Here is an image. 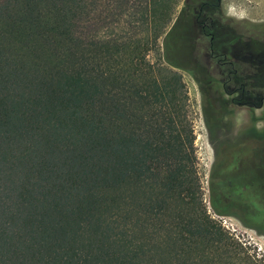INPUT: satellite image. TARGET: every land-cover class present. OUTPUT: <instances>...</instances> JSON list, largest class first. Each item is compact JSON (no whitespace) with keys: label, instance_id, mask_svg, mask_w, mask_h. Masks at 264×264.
Wrapping results in <instances>:
<instances>
[{"label":"trees","instance_id":"trees-1","mask_svg":"<svg viewBox=\"0 0 264 264\" xmlns=\"http://www.w3.org/2000/svg\"><path fill=\"white\" fill-rule=\"evenodd\" d=\"M182 1L0 0V264H264L204 204ZM231 164L209 205L245 218Z\"/></svg>","mask_w":264,"mask_h":264},{"label":"rangeland","instance_id":"rangeland-1","mask_svg":"<svg viewBox=\"0 0 264 264\" xmlns=\"http://www.w3.org/2000/svg\"><path fill=\"white\" fill-rule=\"evenodd\" d=\"M184 1L177 6L172 21L175 19L185 20L186 27L191 26L189 16L183 14ZM223 17L221 27L232 29L236 33H241L242 39L239 45L245 49L249 48L251 62L253 65L252 76L253 89L255 91V109L248 114L246 109H237L234 118V127L227 132L222 131L223 126H217L216 131L210 132L205 125L203 116V100L201 95L202 86L186 71L173 69L181 74L188 92L193 129L195 134V150L197 156V171L201 180L204 204L208 214L221 224L233 238L249 250V253L256 259L264 263V208L261 213L256 214L259 204L250 194L264 192V0H224L222 2ZM232 20V22L230 21ZM225 37H228L226 35ZM163 37L160 39V44ZM246 42V43H245ZM175 53L184 60L199 61L196 56L198 43L191 40L190 29H185V34L176 33L173 35ZM246 51V50H245ZM246 58L245 53L240 59ZM155 60V56L150 57ZM242 61H240L241 63ZM241 65V64H240ZM241 68V66H240ZM245 75L247 76V63L243 64ZM196 73V76L198 77ZM254 122L255 147L256 151L242 155L235 169L227 171L224 180H236L237 191L249 193V199L244 204L251 208L249 214L246 211L245 218L235 209H229V215H216L209 205L211 176H219L221 170L229 165L228 155L234 154L233 149L245 145L246 137L242 135L250 122ZM253 134L252 131H250ZM236 161V160H235ZM241 201H239V204ZM238 204V203H237ZM242 205V204H241ZM246 220L250 224L246 225Z\"/></svg>","mask_w":264,"mask_h":264},{"label":"flooded vegetation","instance_id":"flooded-vegetation-1","mask_svg":"<svg viewBox=\"0 0 264 264\" xmlns=\"http://www.w3.org/2000/svg\"><path fill=\"white\" fill-rule=\"evenodd\" d=\"M222 1L202 0L197 7L198 10H195L189 1L186 2L188 3L186 14L191 21V26L186 28L190 29L193 43L199 44L196 54L199 61L190 60L192 69L186 72L194 80H199L202 86L203 116L210 132L216 131L217 126H223L224 132L231 130L234 127L237 109H246L248 114H252L255 109V91L251 78L253 65L249 48L247 46L245 49L239 45V40L235 37L236 32L221 27L223 17L220 18L218 15L221 13L225 17ZM226 35L228 37H225ZM244 53L246 58L240 59ZM244 63H247V76L243 69ZM196 73H200L198 77ZM253 124L252 120L250 126L242 131V135L246 137V146L241 144L242 146L233 149L234 154L228 155L229 162L233 163L232 170L242 155L255 151L256 132Z\"/></svg>","mask_w":264,"mask_h":264},{"label":"crops","instance_id":"crops-1","mask_svg":"<svg viewBox=\"0 0 264 264\" xmlns=\"http://www.w3.org/2000/svg\"><path fill=\"white\" fill-rule=\"evenodd\" d=\"M223 1H224V0H223ZM223 1H222V2H223ZM230 21L232 22V20H230Z\"/></svg>","mask_w":264,"mask_h":264}]
</instances>
